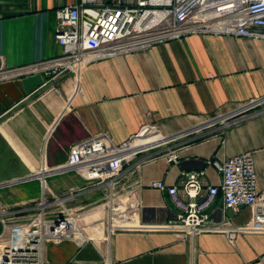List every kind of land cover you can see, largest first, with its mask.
Masks as SVG:
<instances>
[{
	"label": "crops",
	"instance_id": "obj_1",
	"mask_svg": "<svg viewBox=\"0 0 264 264\" xmlns=\"http://www.w3.org/2000/svg\"><path fill=\"white\" fill-rule=\"evenodd\" d=\"M137 0H99L132 5ZM80 0H0V66L19 67L61 54L55 10ZM264 41L226 35H186L114 57H101L56 78L44 72L0 79V219L27 223L45 195L65 197L86 239L47 243L43 264H264V233L243 232L230 243L222 232L179 235L158 230L178 210L151 181L181 188L187 173L203 172V189L221 183L214 163L250 152L264 189ZM233 114L226 122L221 116ZM146 124L162 144L123 167L125 205L134 217L107 229V190L74 171L57 172L70 148L105 134L119 144ZM188 131L185 137H170ZM173 150L176 162L166 153ZM39 176L46 177L41 185ZM48 200V201H49ZM48 210L47 217L59 212ZM211 224L245 225L250 207L232 213L218 193ZM2 225L0 222V232Z\"/></svg>",
	"mask_w": 264,
	"mask_h": 264
},
{
	"label": "built area",
	"instance_id": "obj_2",
	"mask_svg": "<svg viewBox=\"0 0 264 264\" xmlns=\"http://www.w3.org/2000/svg\"><path fill=\"white\" fill-rule=\"evenodd\" d=\"M98 2L80 0L77 4L57 8L55 39L62 48L61 54L19 67L0 66V79L34 72L56 78L96 58L126 55L186 35H226L264 41V0H137L132 5H100ZM263 103L264 97L253 99L243 104L239 113ZM232 115H222L220 121L226 122ZM187 134L188 131L178 133L170 140ZM163 139L151 124L144 125L119 144H114L105 134L96 135L73 145L67 161L57 172L74 171L85 181L106 188L107 229L111 233L130 221L136 210V205H125L123 199L124 165L137 154L160 146ZM166 156L176 162L173 150ZM214 165L221 174V183L216 186L203 189L200 183L203 172L187 173L181 188L159 180L148 184L166 192L178 210L172 219L155 229L171 230L179 235L222 232L230 243L243 232L264 233V189L257 187L252 154L234 155ZM38 179L45 185L46 177ZM218 193L224 208L232 213L241 207H250V220L238 227L228 223L211 224L206 211ZM67 196H53L46 201L43 194L37 212L27 223L7 225L0 219V264H43L47 243L85 241L78 215L64 205ZM54 206L59 212L47 217L48 210Z\"/></svg>",
	"mask_w": 264,
	"mask_h": 264
},
{
	"label": "rangeland",
	"instance_id": "obj_3",
	"mask_svg": "<svg viewBox=\"0 0 264 264\" xmlns=\"http://www.w3.org/2000/svg\"><path fill=\"white\" fill-rule=\"evenodd\" d=\"M38 180H39V179H38ZM44 197H45V195H44ZM47 200H49V199H46V201H47ZM39 201H40V199H39ZM38 203H39V202H38Z\"/></svg>",
	"mask_w": 264,
	"mask_h": 264
}]
</instances>
